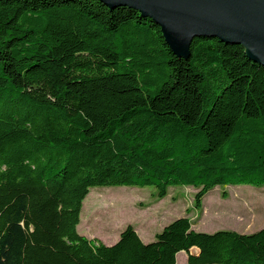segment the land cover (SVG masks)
Segmentation results:
<instances>
[{
	"label": "trees",
	"instance_id": "trees-1",
	"mask_svg": "<svg viewBox=\"0 0 264 264\" xmlns=\"http://www.w3.org/2000/svg\"><path fill=\"white\" fill-rule=\"evenodd\" d=\"M240 185L264 187V67L241 45L200 37L178 57L126 6L0 0V264H264V228L76 230L90 188L189 187L199 210Z\"/></svg>",
	"mask_w": 264,
	"mask_h": 264
},
{
	"label": "rangeland",
	"instance_id": "rangeland-1",
	"mask_svg": "<svg viewBox=\"0 0 264 264\" xmlns=\"http://www.w3.org/2000/svg\"><path fill=\"white\" fill-rule=\"evenodd\" d=\"M151 192L150 188H90L82 202L78 234L106 244L131 225L143 243H150L166 224L182 217L190 220L194 231L203 233L230 230L250 234L264 228V187H215L204 196L199 210L193 209L192 188H172L159 201ZM190 253L197 250L192 248ZM175 264H186V254L179 252Z\"/></svg>",
	"mask_w": 264,
	"mask_h": 264
},
{
	"label": "water",
	"instance_id": "water-1",
	"mask_svg": "<svg viewBox=\"0 0 264 264\" xmlns=\"http://www.w3.org/2000/svg\"><path fill=\"white\" fill-rule=\"evenodd\" d=\"M107 7L126 6L160 28L170 50L187 57L191 43L214 37L241 45L264 67V0H96Z\"/></svg>",
	"mask_w": 264,
	"mask_h": 264
},
{
	"label": "crops",
	"instance_id": "crops-1",
	"mask_svg": "<svg viewBox=\"0 0 264 264\" xmlns=\"http://www.w3.org/2000/svg\"><path fill=\"white\" fill-rule=\"evenodd\" d=\"M118 236L114 239L113 242H115L117 240ZM141 239V238H140ZM113 242H109V243H106V245H111Z\"/></svg>",
	"mask_w": 264,
	"mask_h": 264
}]
</instances>
